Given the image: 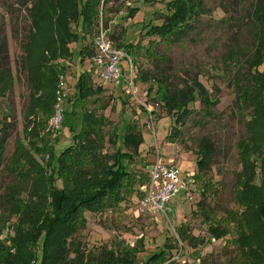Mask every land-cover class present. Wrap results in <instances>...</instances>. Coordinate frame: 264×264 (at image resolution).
Returning <instances> with one entry per match:
<instances>
[{"label":"rangeland","instance_id":"rangeland-1","mask_svg":"<svg viewBox=\"0 0 264 264\" xmlns=\"http://www.w3.org/2000/svg\"><path fill=\"white\" fill-rule=\"evenodd\" d=\"M35 1L0 0V70L10 73L13 78L11 91L0 100V138L5 139L0 161V238L3 241L13 236L12 220L6 209L7 194L17 184L11 167L12 156L20 143L25 147L29 141L36 145L37 120L34 121L29 111L31 89L24 64V47L30 30L29 12ZM203 1L209 13L193 23L188 37L178 42L156 38L157 61L144 54L148 42L154 39L146 32L149 26L161 24L159 16L166 13L164 4L160 0L99 1L97 28L108 30L115 48L117 45L138 46L139 49H134L139 51L134 56L135 66L151 78L147 83L135 84L129 65L127 68L126 61H122L120 81L103 87L102 100L108 106L105 115L117 127L115 147L105 145V150L108 153L118 149L126 152L124 127L135 122L142 134L139 156L143 161L132 165L131 170L140 167L146 170L158 155L163 161L175 164L181 177L193 176L197 173L194 153L202 137L211 140L215 152L206 168V178L196 182L198 192L194 194V200L186 201L183 194L173 198L167 217L155 212H140L135 195L127 203L108 207L99 213L84 211L85 227L76 229L72 238L66 241V244L70 243V250L76 251L84 261H97L95 257L99 249H112L116 241L133 246L142 238L143 251L137 254V263L144 264L151 255L162 250L167 252L165 244L179 241L176 229L186 224L195 245L178 243V249L169 252L168 264H236L238 252L231 244L232 234L219 240L211 238L207 223L196 211V204L203 199L201 184L209 182L210 177L216 189L206 194L205 204L214 214V220L226 226L230 218L226 216L228 212L239 211L234 188L235 176L240 171L237 143L245 137L251 110L240 103L238 96L248 77L246 62L254 50V26L250 13L257 0ZM131 10L136 12L131 15ZM72 28L80 34L74 25ZM87 43L70 44L71 58L63 63L67 73L61 80L63 124L59 133L52 136L49 122L37 133L39 139L42 137L53 143L55 154L72 144L70 131L77 133L80 129L81 109L75 83L79 73L92 70L90 59L79 56ZM135 66L133 70H136ZM92 75L97 85L93 72ZM158 79L164 80L171 89H183L198 81L207 90L209 98L217 100L218 104L205 109L196 96L188 107L191 114L184 125H177L175 117L161 101ZM170 134L176 135L172 143L165 140ZM30 152L40 164L48 161L47 156ZM57 186H61L60 182ZM233 226L230 224L229 228L233 230ZM38 251L40 253V247ZM73 258L74 254L70 253L65 264H73Z\"/></svg>","mask_w":264,"mask_h":264},{"label":"trees","instance_id":"trees-1","mask_svg":"<svg viewBox=\"0 0 264 264\" xmlns=\"http://www.w3.org/2000/svg\"><path fill=\"white\" fill-rule=\"evenodd\" d=\"M99 1L36 0L29 12L30 30L24 47V64L31 89L29 111L34 121L37 120L36 145L29 141L25 147L20 143L12 156L11 167L17 184L7 194L6 209L12 220L13 236L6 241L0 238V264H65L70 253L74 254L73 264H138L137 254L143 251L142 238L133 246L116 241L112 249H99L95 257L97 261L92 262L91 259L84 261L76 251L70 250V243L66 244L76 229L85 227L84 211L99 213L108 207L127 203L134 195L140 196V188L148 182L146 170L141 167L131 170L132 165L143 161L139 156L142 134L135 122L124 127L126 152L118 149L108 153L105 150V145L115 147L117 127L105 115L108 106L102 100L104 86L95 84L92 70L79 73L75 83L81 123L77 133L70 131L72 144L55 154L49 139L44 141L37 137L40 129H44L52 118L57 97L62 96L61 80L67 73L63 63L71 58L69 45L88 42L79 56L91 59L94 55ZM160 1L166 13L160 14V25L147 28L146 35L154 39L148 42L144 51L147 58L155 61L159 60L156 38L178 42L188 37L199 17L209 13L203 0ZM135 12L131 10L130 14ZM250 17L254 26V50L246 62L248 77L238 96L240 103L251 110L245 137L237 143L240 171L235 176L234 188L239 211L228 212L226 216L230 218L226 226L214 220V214L205 204L206 194L216 189L210 177L209 182L201 184L203 199L196 204V211L207 223L211 238L219 240L232 234L231 244L238 252L236 264H264V0L255 2ZM72 25L80 34L74 32ZM117 49L123 50L128 58L132 57V67L137 65L134 56L139 51L134 49H139L138 46L117 45ZM122 61H126L128 68L127 58ZM133 68L131 73L135 84L149 82L151 78L147 73L139 66H135L136 70ZM156 82L161 89V101L175 117L177 125H184L191 114L188 107L196 96L205 109L218 104L217 100L209 98L207 90L198 81L183 89H171L164 80ZM12 86L10 73L0 70V100ZM175 136L170 134L165 140L172 143ZM4 145L5 139L0 138V161ZM30 150L37 156H47L46 164H40ZM214 152L211 140L202 137L194 153L197 183L206 178L205 171ZM230 224L234 225L233 230L229 228ZM188 230L186 224H181L176 229L179 241L165 244L167 252L162 250L151 255L144 264H168L169 252L178 249V243L195 245Z\"/></svg>","mask_w":264,"mask_h":264},{"label":"built area","instance_id":"built-area-1","mask_svg":"<svg viewBox=\"0 0 264 264\" xmlns=\"http://www.w3.org/2000/svg\"><path fill=\"white\" fill-rule=\"evenodd\" d=\"M94 55L90 59L92 70L97 83L105 86L112 82H118L122 78L121 62L127 58L130 74L132 75L131 60L123 51L117 49L110 39L108 30L98 28L93 39ZM62 96H58L54 105V114L49 120V128L52 136L59 133L62 125ZM148 182L140 188L141 195L137 197L136 205L140 212H155L167 217L171 212L169 203L181 194L186 201H193L194 194L198 192L195 174L181 177L178 167L172 162H166L157 155L146 168ZM138 211V212H139Z\"/></svg>","mask_w":264,"mask_h":264},{"label":"crops","instance_id":"crops-1","mask_svg":"<svg viewBox=\"0 0 264 264\" xmlns=\"http://www.w3.org/2000/svg\"><path fill=\"white\" fill-rule=\"evenodd\" d=\"M167 162V161H166Z\"/></svg>","mask_w":264,"mask_h":264}]
</instances>
